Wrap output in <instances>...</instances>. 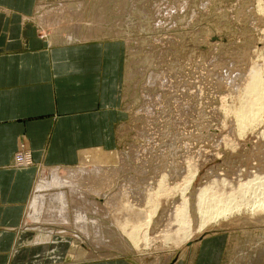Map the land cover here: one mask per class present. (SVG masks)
<instances>
[{"label":"rangeland","instance_id":"obj_1","mask_svg":"<svg viewBox=\"0 0 264 264\" xmlns=\"http://www.w3.org/2000/svg\"><path fill=\"white\" fill-rule=\"evenodd\" d=\"M56 18H62L58 25ZM37 20L58 43L87 37L126 42L129 120L116 151L89 152L72 167L38 169L23 225L34 240L50 236L52 243L34 262L128 257L170 264L181 253L195 252L189 247L203 239L225 234V249H264V212L243 211L198 232L201 188L216 183L220 191L225 180L239 184L264 174V110L245 129L234 113L248 103L244 92L252 69H264V0H41ZM20 151L31 152L25 144ZM96 169L102 173L94 174ZM192 171L197 176L185 193L195 224L187 241L177 219ZM72 172H78L81 192L76 185L73 191L62 188L66 182L55 186L54 177L63 180ZM45 182L49 187H42ZM60 192L68 195L70 225L60 217ZM42 195L47 200L40 218L35 199ZM128 204L145 211L144 217L160 206L149 229L116 222L125 218ZM78 209L96 223L88 226L89 236L76 223Z\"/></svg>","mask_w":264,"mask_h":264},{"label":"crops","instance_id":"obj_2","mask_svg":"<svg viewBox=\"0 0 264 264\" xmlns=\"http://www.w3.org/2000/svg\"><path fill=\"white\" fill-rule=\"evenodd\" d=\"M40 4L0 0V264H40L34 261L52 243L48 236L35 241L23 225L38 169L72 167L89 152L116 151L129 120L126 42L87 37L58 43L38 23ZM22 144L33 166L17 169ZM227 242V234L210 236L170 264H264V249L230 250ZM64 264L144 263L120 257Z\"/></svg>","mask_w":264,"mask_h":264},{"label":"bare ground","instance_id":"obj_3","mask_svg":"<svg viewBox=\"0 0 264 264\" xmlns=\"http://www.w3.org/2000/svg\"><path fill=\"white\" fill-rule=\"evenodd\" d=\"M61 20H62V18H56L54 23L58 25L61 22ZM249 77H250V80H249L250 83L248 84V87L246 88L247 90H245V92H244L245 97L248 99V103L245 107L240 108L234 112L235 115H237L240 128H243V129H245L246 126L251 124L252 121L259 120V118L262 117L263 110H264V107H263L264 106V69L262 70L261 68H257V67L255 68L254 67V69H252V71L250 72ZM245 101H246L245 99L242 100L243 103ZM92 167H93V165H92ZM64 172H66V171H64ZM77 173L72 172V174H70L68 177H66L63 180L59 179L58 176L54 177L53 182H54L55 186L58 185L57 187L61 186L63 188V187L68 186L67 188H69L71 191H73V189L75 190V188H73V187H75L74 185H76V187L79 186L78 183H76L77 182V175H76ZM93 173L96 175H99L100 173H102V170L96 169L93 171ZM196 176H197V171L190 172L188 174V177L185 178L184 183L186 184V187L181 189V190H183L182 192H183V197H184L183 203H182V205L184 206V213H183V216L181 217V221H179L180 219H177V220L181 224L180 229H186L188 231L187 236L185 238L187 241L194 234V230H192V227H194L195 222H193V220L189 219L190 212H189V209H187L189 207V204H188L189 202L187 200L188 196L186 195L185 192H187L189 190V187H191V184L193 183ZM62 182H66V184L60 185ZM69 183L72 185H69ZM211 184L208 186H205L204 188H201V190L199 191V195H198V209L199 210H198V213L200 214L201 220L199 222L200 226H199L198 232H202L210 224L219 223L220 220H222L224 218L228 219L229 216H232V217L233 216H239L240 214H242L243 211L251 212L252 215H254L256 213L261 214L264 212V174H261V175L255 174V178L253 177V180H251V181L249 180L247 182H241L239 184L236 183L238 185L234 184V182H232V181L227 182L225 180L223 182L224 188L222 190L220 189V191L214 190L213 185H216V183H213V185H211ZM226 184H227L228 188H226L227 187ZM49 185L51 186L52 183ZM55 186H53V187L55 188ZM164 186L166 187V185H164V180H163L160 183L159 191L162 190L160 192H163V190H165L163 188ZM42 187H44V188L49 187L48 182H45L44 185H42ZM77 188L80 189L79 192L82 191L80 186ZM96 192L98 193L99 191L96 190ZM83 196H84V194H83ZM83 196H81V197L83 198ZM46 197L44 195H42V196H37L35 199L36 200L35 202L37 203V204L36 203L35 204H36V206L38 205L37 209L36 208L35 209L37 211L39 210L38 211L39 214L37 215V212H36V215L39 216L40 218H41L40 214L41 213L44 214L42 207H44V205H45V202L47 200ZM104 197H106V196H104ZM67 198H68V195L66 194V192H60L58 194L57 200L59 199L58 202H59V205H61L59 211H60V217H61L63 224L65 223L66 225L67 224L70 225L69 224V212H71V211L69 209V203L70 202L67 200ZM49 200H51V199H49ZM80 201H84V200H80ZM85 202H84V205H86ZM91 204H92V202H91ZM156 205H157L156 210L152 213H149V216L144 217L145 215H143V213L145 211L140 210L138 213L135 210V212H134V206L132 207V206H129V204H128V208H126V210H125L126 211L125 216H123L125 218L121 219L119 221L116 218V222L118 224L120 223L119 225H121L125 228H128L129 226H134V225H141V227H145V228L147 227V229H149V226H151V224H153L151 219L160 207V206H158V204H156ZM122 206L127 207V206H124V204ZM126 216L129 217V220H127ZM136 217H137V219H136ZM76 223L80 229L82 228L81 230L85 236H89V234H88L89 233V230H88L89 225L93 224L92 225L93 227L96 226V223L94 221L89 220V216L87 215V213L82 212L79 209L77 211ZM96 230H97V228H96ZM97 234H99V233H97ZM39 240H40V238H39ZM48 240L50 241V239H48Z\"/></svg>","mask_w":264,"mask_h":264},{"label":"built area","instance_id":"obj_4","mask_svg":"<svg viewBox=\"0 0 264 264\" xmlns=\"http://www.w3.org/2000/svg\"><path fill=\"white\" fill-rule=\"evenodd\" d=\"M25 150V149H24ZM14 164L18 169H26L33 164L32 154L29 151H20L15 157Z\"/></svg>","mask_w":264,"mask_h":264}]
</instances>
